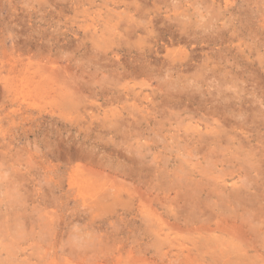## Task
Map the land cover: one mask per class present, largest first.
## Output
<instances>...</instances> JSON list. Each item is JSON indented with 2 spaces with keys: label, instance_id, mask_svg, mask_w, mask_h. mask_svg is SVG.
Masks as SVG:
<instances>
[{
  "label": "rangeland",
  "instance_id": "1",
  "mask_svg": "<svg viewBox=\"0 0 264 264\" xmlns=\"http://www.w3.org/2000/svg\"><path fill=\"white\" fill-rule=\"evenodd\" d=\"M0 264H264V0H0Z\"/></svg>",
  "mask_w": 264,
  "mask_h": 264
}]
</instances>
